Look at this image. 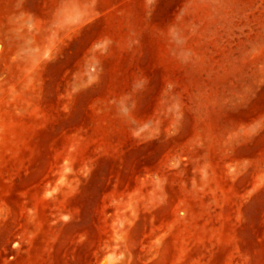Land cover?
<instances>
[{
  "label": "rangeland",
  "instance_id": "rangeland-1",
  "mask_svg": "<svg viewBox=\"0 0 264 264\" xmlns=\"http://www.w3.org/2000/svg\"><path fill=\"white\" fill-rule=\"evenodd\" d=\"M0 264H264V0H0Z\"/></svg>",
  "mask_w": 264,
  "mask_h": 264
}]
</instances>
